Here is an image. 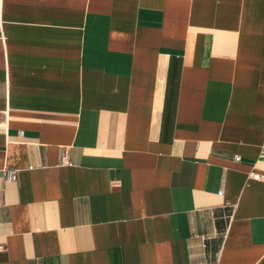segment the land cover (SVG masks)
Returning <instances> with one entry per match:
<instances>
[{"label":"crops","instance_id":"0c3cea01","mask_svg":"<svg viewBox=\"0 0 264 264\" xmlns=\"http://www.w3.org/2000/svg\"><path fill=\"white\" fill-rule=\"evenodd\" d=\"M0 244L264 264V0H0Z\"/></svg>","mask_w":264,"mask_h":264},{"label":"built area","instance_id":"2783aa9c","mask_svg":"<svg viewBox=\"0 0 264 264\" xmlns=\"http://www.w3.org/2000/svg\"><path fill=\"white\" fill-rule=\"evenodd\" d=\"M20 135H22V133H20ZM240 156H237V159H240ZM63 162L67 163L68 162V157H67V151L65 150L63 152ZM4 177L7 181L9 182H15L18 180V173L16 170L8 168L5 170V174ZM253 177L256 179H260L261 178V174L259 173H254ZM5 250V245L0 244V251Z\"/></svg>","mask_w":264,"mask_h":264}]
</instances>
